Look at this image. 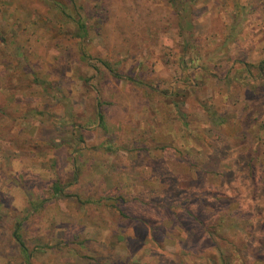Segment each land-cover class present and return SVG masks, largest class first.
<instances>
[{
  "label": "rangeland",
  "instance_id": "obj_1",
  "mask_svg": "<svg viewBox=\"0 0 264 264\" xmlns=\"http://www.w3.org/2000/svg\"><path fill=\"white\" fill-rule=\"evenodd\" d=\"M0 264H264V0H0Z\"/></svg>",
  "mask_w": 264,
  "mask_h": 264
},
{
  "label": "trees",
  "instance_id": "obj_2",
  "mask_svg": "<svg viewBox=\"0 0 264 264\" xmlns=\"http://www.w3.org/2000/svg\"><path fill=\"white\" fill-rule=\"evenodd\" d=\"M104 66H107L106 64H104ZM116 75V74H115ZM98 121L99 123L102 122V115L101 114H98ZM53 191L55 193V195H60V196H63V197H67L68 195H64L62 193V188L58 185V184H54L53 185ZM34 206V209H38L39 207H41V203L39 204H35L33 205ZM20 222H17L15 225H14V230H13V239L14 241L17 243V245L19 246L21 252L26 255L27 257H29V255L27 254V250L24 246V243L22 241V238H21V235H20Z\"/></svg>",
  "mask_w": 264,
  "mask_h": 264
}]
</instances>
